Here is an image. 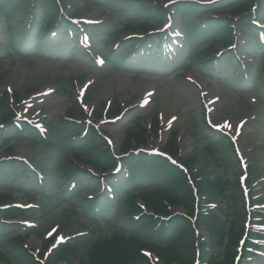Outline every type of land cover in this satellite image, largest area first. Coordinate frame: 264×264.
I'll return each mask as SVG.
<instances>
[{
  "label": "rangeland",
  "instance_id": "rangeland-1",
  "mask_svg": "<svg viewBox=\"0 0 264 264\" xmlns=\"http://www.w3.org/2000/svg\"><path fill=\"white\" fill-rule=\"evenodd\" d=\"M117 1L61 0L63 20L68 16L79 20L75 26L78 35L71 40L67 27L59 26L43 37L40 46L35 44L36 37L31 29L26 28L27 18L24 19L21 12L23 3L19 7L13 6L9 19L7 11L0 9V92L9 93L5 110L0 106V116L7 112L13 117L8 125L1 123L3 126H0V157L8 154L9 145L3 143V136H13L12 127L22 122L37 126L43 130L39 134L44 133L49 138L39 135L32 141L29 136L19 139L24 136L20 134L10 143L13 152L9 154L33 162L43 171L45 177L42 179L48 183L55 177L42 193L34 179L18 177L10 186L14 199L13 205L7 208L21 214L10 222L17 225L12 235L29 232L24 248L32 251L9 253L12 263L18 264L19 259L20 264L34 260L33 264H50L48 261L62 245L80 243L83 246L100 236L118 233L128 223L122 199L112 201L115 206L111 212L104 210L100 217L94 218L93 214L84 211L85 204L81 202L83 197L95 198L91 193L94 187L88 185L76 189L78 182L72 187L76 182L74 178L65 185L63 163L73 157L72 153L79 152L83 158L92 159L86 153L92 141L88 136L91 129L83 132L86 122L79 123L80 129L76 130L79 133L75 134H71L76 132L71 127L61 124L60 118L77 101L85 113L84 121H91V125L95 124L106 133L110 150L121 162L132 154L130 151L126 156L119 155L126 130L141 118L148 130L154 113L157 112L160 122L158 133L151 136L147 144L140 145L136 154L156 155L171 133L178 130L180 159L195 156L194 170L205 182L215 175L228 181V194L237 195L240 201L241 212L238 211L237 220L243 225L250 221L249 235L258 238L257 250H248L252 254L243 250L244 255L249 256L240 264H264V51H252L249 43L243 47L241 32L235 30L237 39L231 49V58L233 64L247 73L242 75L239 68H230L231 62L227 58L231 53L222 45L212 43L211 37L218 38L219 29L205 38L193 33L194 28L211 21L212 12H206V18L196 21L192 30L187 31L181 23L183 17L177 15V4H168L166 0H133L134 6H138L136 10H142L140 4L151 3L159 6L165 17L157 27L164 38L162 51L152 49L153 45L161 43L154 37L155 43H144L149 48L143 51L141 44L146 42V35L129 30L126 24L137 19L134 15L137 12ZM223 1L189 2L208 6ZM35 10L37 23L43 26L44 8L37 6ZM216 16L230 17L228 11H219ZM167 20L172 25L165 29L162 25ZM22 28L26 31L22 32ZM183 34H189L191 39H185ZM114 100L123 110L121 117L97 118L95 114L101 102ZM75 108L78 110L76 104ZM240 155L245 159L244 171L249 175L246 181L249 199L244 197L239 183L244 172ZM75 163L83 172H95L89 164ZM126 165L122 163L118 173L114 172L118 176L114 179L128 184L134 177L136 181L131 182V192L150 181L158 180L161 184L171 181L168 173L149 168L150 164L141 165L143 169L138 168L133 175H128ZM104 185L107 191L104 194L108 196L109 188ZM66 186L67 189L71 187L72 195L64 193ZM32 194L33 198L30 197ZM204 194L207 211L223 218L227 198H220L215 189L206 186ZM2 205L0 210L6 209ZM171 211L175 214L185 212L181 206H174ZM201 224L199 234L213 247L209 238L211 222L203 220ZM57 235H62L66 242L56 244ZM6 240V237L0 238V251L9 252ZM244 246L240 245L241 251ZM147 255L153 264H160L154 255ZM41 259L43 263L39 261Z\"/></svg>",
  "mask_w": 264,
  "mask_h": 264
},
{
  "label": "trees",
  "instance_id": "trees-1",
  "mask_svg": "<svg viewBox=\"0 0 264 264\" xmlns=\"http://www.w3.org/2000/svg\"><path fill=\"white\" fill-rule=\"evenodd\" d=\"M117 2L131 9L138 7L137 5L134 6L133 0H119ZM186 2L187 0H180L177 3V12L178 15L183 17L181 18V22L188 29L187 31L192 30L194 23L205 16L206 12L217 11L218 13L219 11H228L231 16H235L236 18H213L208 22L209 28L205 33H202L203 30H200V27L194 28L193 33L199 35V37L204 35L205 38V36H210L212 32L219 29V37L215 38L212 36V43L227 47L235 43V30L238 29L242 36L241 43L245 42L249 38L248 36H251V45H259L261 43L258 36L260 29L254 25L253 21L259 19L264 13L263 0H226L221 4L211 6H201L200 4ZM9 3H12V5ZM21 3H23L22 16L24 19L27 18L26 28L32 29V33L37 37V46L41 45L45 35L47 36L53 30H56L62 22H65L69 28L74 27L69 21L63 20L60 14V4L56 0H0V9L7 11L5 13H7L8 18H6L9 19L13 6L18 5L19 7ZM140 5L142 10H135L137 13H134L137 18L134 20L136 22L133 21L126 24L129 30L144 35L148 34L161 23L163 12L159 6L155 8L151 3ZM37 6L44 8L45 22L43 26L37 23L39 21L35 10ZM16 14H19V12ZM26 28H22V32L26 31ZM76 32L77 30H73V35ZM186 37L188 40L191 39L189 34H186ZM160 38L161 35L155 37V39ZM151 39L152 37H149L148 41L144 43H148ZM247 51L249 50L247 49ZM229 52L232 53L231 51ZM229 56L232 57L233 54H229ZM28 95L29 93H27ZM7 100L8 92L0 93V106L4 110ZM76 105L79 112L74 105L71 108L73 112L70 114L71 110H69L66 116L60 119L62 125L71 127V130L74 131L80 129L79 122L84 116L83 110L77 103ZM120 108L117 100H114L111 106H107V102L103 101L96 110V117L102 118L105 115L108 117L118 116L122 111ZM10 120H12V116L7 114V112L0 116V122L6 125L10 123ZM151 123L150 131L144 127L142 118L140 122H135L133 126L129 127L126 130L125 140L119 154L126 156L130 151L132 153L126 160L129 175L136 173V170L141 165L145 167L150 164L149 168L159 169V172L168 173L171 181L165 184L163 182V184L159 183L158 180L150 181L145 186L133 189L134 192H131V182L136 181L134 177L125 186H121V183L117 180H107L113 190L115 201H120L121 199L124 201L126 218H128V223L125 224L126 227L109 237L100 236L88 244H83V246H80V243L62 245L56 251L55 256L48 261L50 264H153L150 258L144 254V251L154 254L160 264H196L197 260H199L197 264L234 263L235 258L239 255L237 249L239 239L246 232L245 226L236 218L238 211L241 212L239 197L235 194H228V181L221 175H215L206 182L202 180L200 173L194 170L195 156L179 159L180 163L186 166L187 173L163 156H150L146 153L135 154L133 150L137 149L140 145L147 144L151 135L158 133L159 116L157 112L151 117ZM12 129L14 130V136L3 139V143L9 146L7 147L8 154L6 155V159L0 160V205L12 203L14 197L10 186L13 185L12 183L18 177L36 180L39 185L38 190L41 193L45 187L49 186L46 180L41 179V182H39L36 173L29 166L17 159L11 158L12 155L9 154L13 152V147L10 143L13 139H17L16 136H19L23 132L22 135L24 136H20L19 139H24L26 135L31 137L32 141H35L39 137L37 130L26 124L22 126L20 131L15 126ZM77 132H72L71 134ZM178 134L179 131L174 130L161 149L164 153L174 158L179 155ZM88 136L92 141L87 146L86 153L92 159L83 158L82 154L75 152L72 154L73 157L70 160H66L63 163L62 173H64L65 185L74 178L76 179V183L78 182V185L75 187L76 189L81 186L89 187L88 185L94 187L91 193H94L95 198L89 200L83 197L81 202L85 204V212L89 213V215L93 214L94 216L92 217L94 218H98L99 215L104 213V210L111 212V209L115 206L113 204L109 205V202L113 201V198L101 192L104 180L101 176L114 169L117 158L107 146L103 133L98 132L92 127ZM75 161L91 165L102 175L95 176L93 173L83 172V169L78 167L79 165ZM52 165H56V163H52ZM109 177L108 174L106 178L110 179ZM54 178H51L50 183H53ZM205 186L215 189L216 194L220 198H227V210L224 211L225 215L223 218L205 209L207 207L205 202L206 195L204 194ZM69 190L67 186L64 187L66 195L73 194ZM86 191L84 190V193H87ZM177 205L183 207L185 211L184 215L175 214L171 211V208ZM94 207L98 208L97 214ZM0 213V238H7L6 241L9 248V252L0 251V263L13 264L9 253L14 252L18 254L19 251L23 253H25L24 251H29L24 248V243L30 236V233L12 235V232L15 231L14 227L17 225L11 224L10 221L21 215L17 210L8 208L1 210ZM242 213H244V210ZM203 220H208L212 224L209 238L210 243L211 241L213 242V247L203 241V236L198 232V227L202 225ZM246 245L252 244L247 240ZM206 248L208 249L205 253L204 250ZM240 260L241 262L245 261L246 256H241ZM18 261V264H20L19 259ZM35 261L28 264H33Z\"/></svg>",
  "mask_w": 264,
  "mask_h": 264
}]
</instances>
